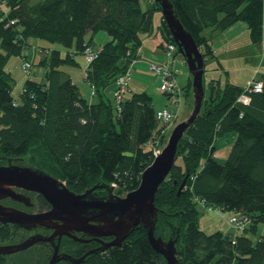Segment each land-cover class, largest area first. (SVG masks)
<instances>
[{
    "label": "trees",
    "instance_id": "16d2710c",
    "mask_svg": "<svg viewBox=\"0 0 264 264\" xmlns=\"http://www.w3.org/2000/svg\"><path fill=\"white\" fill-rule=\"evenodd\" d=\"M170 1L205 62L218 58L213 38L238 22L247 25L252 44L264 54V0ZM157 10L162 7L156 0L146 8L142 0H6L0 11V154L26 159L76 193L95 185L113 187L120 196L136 189L155 149L166 142L168 124L157 117L150 93L123 94L118 102L106 89L139 57L142 35L153 30ZM160 29L166 41H174L165 20ZM100 31L110 40L86 67L85 79L97 98L90 102L61 66L77 65L76 56L93 48L86 35ZM33 38L59 47L41 49L43 79L26 78L15 96L16 79L6 66L12 57L24 56ZM177 55L183 56L179 50ZM258 78L264 81V75ZM192 80L190 75L183 88L191 107ZM204 86L201 112L179 141L175 164L156 193L155 234L177 239L180 264H264V89L246 91L221 79L208 84L204 79ZM243 93L250 97L247 104L238 101ZM229 133L235 137L222 162L216 143ZM94 192L109 193L103 187ZM200 206L243 216L247 225L239 233L233 228L207 233ZM80 264L167 262L141 226L121 245Z\"/></svg>",
    "mask_w": 264,
    "mask_h": 264
},
{
    "label": "water",
    "instance_id": "95a60500",
    "mask_svg": "<svg viewBox=\"0 0 264 264\" xmlns=\"http://www.w3.org/2000/svg\"><path fill=\"white\" fill-rule=\"evenodd\" d=\"M156 1L162 7L164 20L192 75L193 109L189 117L173 128L167 144L144 170L140 185L125 196L114 194L113 187L107 185H95L82 193H76L64 181L37 167L0 166V194L8 184H17L43 193L53 205L50 211L41 214L14 212L7 221L29 227L31 224L57 220L61 223L56 225L60 229V235L67 230H79L92 236L114 237L106 244V248L121 245L132 232L143 226L152 247L164 256L167 264H180L176 247L177 239L165 240L155 234L159 218L155 197L175 164L179 141L201 112L206 92L205 59L201 48L175 14L172 2L170 0ZM186 180L187 178L182 183L179 193L185 186ZM99 187L107 188L108 195L101 197L95 195L94 191ZM1 208H3L2 205H0V211ZM51 239V237L35 235L20 244L1 247L0 252L19 251L37 241ZM58 249L59 245H56L50 264H55L62 258L70 259L73 263L83 261V258L75 259L67 255L58 257Z\"/></svg>",
    "mask_w": 264,
    "mask_h": 264
},
{
    "label": "rangeland",
    "instance_id": "374dc122",
    "mask_svg": "<svg viewBox=\"0 0 264 264\" xmlns=\"http://www.w3.org/2000/svg\"><path fill=\"white\" fill-rule=\"evenodd\" d=\"M37 1V0H36ZM145 0H142V4L145 5ZM158 14V11H156ZM158 15L155 16L154 21L157 22ZM105 32L106 31H100ZM33 40H36L35 42H31V44L34 46H48V47H59L58 44H52L46 40L39 39V38H33ZM31 45V46H32ZM41 51V48H38ZM165 49V48H164ZM179 50V48H178ZM27 51V49L24 51V53ZM42 52V51H41ZM165 52V50H164ZM29 58H31L30 54L28 55ZM78 64L77 65H69L64 64L61 66V69L68 71L72 73L73 77L75 79H78L80 76L83 75V69L86 65L90 62L87 61L86 55L78 54L76 56ZM33 59H29L31 61ZM33 62L32 68L30 69L31 73L34 70H41L42 67H39ZM162 63V62H160ZM206 71H205V81L208 84V82L213 79H221V81L224 83L227 80L230 82H236L239 85H244L246 87V81L248 78H258L260 75H264V54L263 52L252 44L249 34L243 35L240 37L238 42H235L228 47H226L223 51L221 50L218 53V58H208L205 62ZM6 68L8 70H11L13 73L14 78L16 79V82L14 84L13 88V94L16 96L21 90L22 87V80L23 78H28L31 76L28 72H26L22 68V58L21 57H12ZM151 68V67H150ZM256 71V72H255ZM155 75H160V73L156 71H152ZM190 74L188 65L186 63V73ZM177 86L180 88L179 95H172L171 97H168V94L161 90L160 85L158 89H150L148 92L153 96L154 104L156 108H164L166 107L169 110H173L175 113L178 114V117L175 118L172 122L168 123L167 128L165 129L166 134V142L163 145H159L156 149L162 150L163 147L167 144L168 138L173 130V128L181 121L187 119L192 112L193 105L191 107V104L187 100V96L184 95V86L187 83V79L184 80L186 77L185 75L178 74L177 75ZM131 78V75H130ZM78 82V81H77ZM208 87V86H207ZM193 104V102H192ZM231 141L230 136H223L220 137L217 141V152L215 153L216 158L219 161H225L226 157L228 156L230 150H231V143L226 144L223 146V143ZM222 144V148H220V145ZM26 162V159H24ZM114 194L118 195L116 190L113 189L112 191ZM125 196V195H122ZM232 217V212L230 211H224L222 209H215V210H205L200 206V220L201 227L204 231L207 233H213L218 230L227 231L228 228H231V225L229 223V219ZM239 233V232H238ZM260 233H264V223L260 225Z\"/></svg>",
    "mask_w": 264,
    "mask_h": 264
},
{
    "label": "flooded vegetation",
    "instance_id": "af4514ba",
    "mask_svg": "<svg viewBox=\"0 0 264 264\" xmlns=\"http://www.w3.org/2000/svg\"><path fill=\"white\" fill-rule=\"evenodd\" d=\"M10 165L32 166L26 163L24 158H12L0 154V166ZM94 194L99 197L106 196L96 192ZM0 205L3 206L0 211V249L4 246L20 244L35 235L52 238L49 241H37L19 251L0 252V264H50L56 245H59L58 257L67 255L75 259L83 258L80 262L83 263L89 256L103 253L107 249L106 244L114 239L112 236H92L79 230H67L60 235V229L56 225L61 223L57 220L31 224L29 227L7 221L14 212L41 214L53 208L43 193L21 185L8 184L0 194ZM67 262L72 261L62 258L55 264Z\"/></svg>",
    "mask_w": 264,
    "mask_h": 264
},
{
    "label": "crops",
    "instance_id": "0c3cea01",
    "mask_svg": "<svg viewBox=\"0 0 264 264\" xmlns=\"http://www.w3.org/2000/svg\"><path fill=\"white\" fill-rule=\"evenodd\" d=\"M145 5L143 6L146 8L148 5H151L153 3V0H145ZM158 14L155 11L154 18L156 15H158L157 22L154 21V28L151 32L147 34H143V43L142 46L139 50V57L135 59L132 64H131V78L129 80V89L125 92V95L133 92H143L150 89H158L160 85V76L153 74V70L150 68V63L152 62H162V63H167L168 59L164 53V45L163 43L165 42V38L163 36V33L160 29V25L162 21L164 20V16L162 11L157 10ZM249 34V29L245 23L238 22L234 24L232 27L228 28L227 30L223 31L222 33L218 34L216 37L213 38L212 40V46L215 52L218 54L221 50L223 51L226 47L229 45L238 42L240 37L243 35ZM92 39L91 45L95 50L101 49L102 45L110 40V35L105 32H97L95 34H92L89 32L86 35V40L89 41ZM35 42L36 40H33ZM31 41V42H32ZM38 48H50L48 46H31L27 51L24 53V56L22 58V62L24 59H33L31 60L32 62L38 65L39 60L41 59L42 52ZM30 54L31 58L28 57ZM175 65L179 67L180 71L178 74L185 75L186 77L184 78L187 79L186 81L188 82L190 75L191 74H185L186 73V62L183 56L178 55L175 59ZM41 67V66H39ZM11 71V70H10ZM65 71V70H64ZM12 72V71H11ZM44 68L42 67L41 70H34L31 73V76L34 79L41 80L44 77ZM69 73L75 83H77L80 87L82 96L89 100L90 102H95L97 100L96 96L93 93V87L90 85L89 82L85 79L86 77V65L83 69V75L80 76L78 79H75L72 75V73L66 71ZM256 72V71H255ZM177 74V75H178ZM13 75V73H12ZM176 75V78H178ZM253 78V76H252ZM252 78H248L246 81V85L252 80ZM216 79V78H213ZM25 81V78L22 80V86ZM78 81V82H77ZM237 84L236 82H233ZM187 84V83H186ZM244 86V85H242ZM113 85L109 86L106 89V93L111 95V89ZM149 93V92H148ZM154 99V98H153ZM166 108V107H164ZM158 109H163V108H158ZM231 137V141L226 142L225 144L223 143V146L226 144L232 143L234 140L235 135L233 133L226 134V136ZM217 144V143H216ZM220 148H222V144L220 145ZM217 152V151H216ZM203 209L205 210H215L210 207L202 206ZM233 215V212H232ZM201 220H200V225H201ZM202 226V225H201ZM203 229V228H202ZM222 231V230H221ZM223 232H232L231 228L229 227L227 231Z\"/></svg>",
    "mask_w": 264,
    "mask_h": 264
},
{
    "label": "built area",
    "instance_id": "2783aa9c",
    "mask_svg": "<svg viewBox=\"0 0 264 264\" xmlns=\"http://www.w3.org/2000/svg\"><path fill=\"white\" fill-rule=\"evenodd\" d=\"M6 0H0V11L3 9ZM164 50L167 56V63L160 62H152L150 63V67L152 70L160 73V88L162 91L171 94V95H179L180 88L177 86L176 75L179 73L180 69L175 65L176 53L178 51V46L174 41H166L164 43ZM85 55L88 62H92L97 56L96 50L91 47H87L85 50ZM32 64L30 61L25 60L22 64V68L29 73ZM131 75V69L120 76L116 82L113 84L111 95L120 102L123 98L124 92L128 89L129 80ZM264 89V81L261 79L254 78L251 82H249L246 91H255L261 92ZM238 101L247 104L250 101V97L248 94L243 93ZM157 117L163 123H170L175 118H177V113L173 110L169 109H160L157 110ZM155 156L158 155L161 151L155 149ZM229 223L231 227L237 231H243L247 225V221L243 216L234 214L229 219Z\"/></svg>",
    "mask_w": 264,
    "mask_h": 264
},
{
    "label": "bare ground",
    "instance_id": "6f19581e",
    "mask_svg": "<svg viewBox=\"0 0 264 264\" xmlns=\"http://www.w3.org/2000/svg\"><path fill=\"white\" fill-rule=\"evenodd\" d=\"M176 80H177V78H176Z\"/></svg>",
    "mask_w": 264,
    "mask_h": 264
}]
</instances>
